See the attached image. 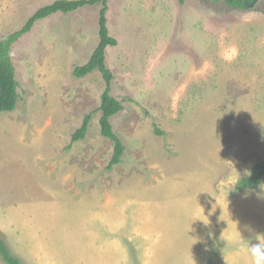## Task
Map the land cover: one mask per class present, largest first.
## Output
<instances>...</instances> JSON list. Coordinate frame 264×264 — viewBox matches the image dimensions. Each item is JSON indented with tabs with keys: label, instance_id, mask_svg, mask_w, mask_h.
I'll list each match as a JSON object with an SVG mask.
<instances>
[{
	"label": "rangeland",
	"instance_id": "1",
	"mask_svg": "<svg viewBox=\"0 0 264 264\" xmlns=\"http://www.w3.org/2000/svg\"><path fill=\"white\" fill-rule=\"evenodd\" d=\"M53 1L0 0V38ZM106 2L121 161L107 167L104 79L72 72L98 43L101 2L37 20L10 49L19 99L0 112V237L23 264H248L264 177L238 182L264 157V0Z\"/></svg>",
	"mask_w": 264,
	"mask_h": 264
},
{
	"label": "trees",
	"instance_id": "2",
	"mask_svg": "<svg viewBox=\"0 0 264 264\" xmlns=\"http://www.w3.org/2000/svg\"><path fill=\"white\" fill-rule=\"evenodd\" d=\"M245 1L246 0H226L228 4L236 8H247ZM98 2L102 4L98 17V43L88 60L81 65L74 66L72 72L75 77L79 78L94 71H98L105 81V88L102 91L100 105L98 107L100 112L99 125L101 135L111 140L113 144V154L107 165L108 168H111L113 165L120 163L124 152V145L111 125V117L121 111L122 103L110 93V84L113 76L105 64L106 48L116 44V39L109 35L106 24V0H54L52 3L36 9L19 29L0 38V112L12 111L15 109L19 99V94L17 92L18 83L15 79V69L10 57L11 46L20 37L28 33L37 20L46 18L56 12L68 13L85 5H94ZM90 119V112L84 115L81 125L72 133L71 141L81 140L85 137ZM154 132L158 135L163 133L156 127ZM263 177L264 157L251 167L250 175L242 178L238 182V185L241 188L254 187ZM0 257L6 264H23L20 258L11 252L9 246L2 237H0Z\"/></svg>",
	"mask_w": 264,
	"mask_h": 264
},
{
	"label": "clouds",
	"instance_id": "3",
	"mask_svg": "<svg viewBox=\"0 0 264 264\" xmlns=\"http://www.w3.org/2000/svg\"><path fill=\"white\" fill-rule=\"evenodd\" d=\"M238 55V49L232 46L223 50L221 58L225 63L231 64L238 58ZM262 191H264V188H262ZM238 238L243 242L240 233H238ZM256 241L255 244H248L247 246L248 264H264V236H257Z\"/></svg>",
	"mask_w": 264,
	"mask_h": 264
},
{
	"label": "water",
	"instance_id": "4",
	"mask_svg": "<svg viewBox=\"0 0 264 264\" xmlns=\"http://www.w3.org/2000/svg\"><path fill=\"white\" fill-rule=\"evenodd\" d=\"M258 0H251V1H245V5L247 6V7H251V6H253L256 2H257Z\"/></svg>",
	"mask_w": 264,
	"mask_h": 264
},
{
	"label": "crops",
	"instance_id": "5",
	"mask_svg": "<svg viewBox=\"0 0 264 264\" xmlns=\"http://www.w3.org/2000/svg\"><path fill=\"white\" fill-rule=\"evenodd\" d=\"M87 230L93 233V230L92 229L87 228Z\"/></svg>",
	"mask_w": 264,
	"mask_h": 264
}]
</instances>
